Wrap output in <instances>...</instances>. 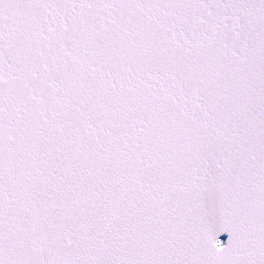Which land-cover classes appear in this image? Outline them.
I'll return each mask as SVG.
<instances>
[{
  "label": "snow or ice",
  "instance_id": "snow-or-ice-1",
  "mask_svg": "<svg viewBox=\"0 0 264 264\" xmlns=\"http://www.w3.org/2000/svg\"><path fill=\"white\" fill-rule=\"evenodd\" d=\"M0 264H264V0H0Z\"/></svg>",
  "mask_w": 264,
  "mask_h": 264
}]
</instances>
